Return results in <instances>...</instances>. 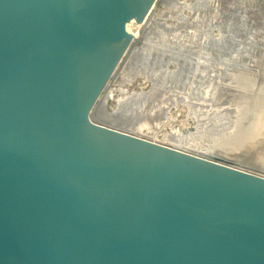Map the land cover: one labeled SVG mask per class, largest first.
Wrapping results in <instances>:
<instances>
[{"label": "water", "instance_id": "95a60500", "mask_svg": "<svg viewBox=\"0 0 264 264\" xmlns=\"http://www.w3.org/2000/svg\"><path fill=\"white\" fill-rule=\"evenodd\" d=\"M161 1L0 0V264H264V175L101 119Z\"/></svg>", "mask_w": 264, "mask_h": 264}, {"label": "rangeland", "instance_id": "374dc122", "mask_svg": "<svg viewBox=\"0 0 264 264\" xmlns=\"http://www.w3.org/2000/svg\"><path fill=\"white\" fill-rule=\"evenodd\" d=\"M153 13L156 18L163 17L169 28L166 39L153 33V41L176 46L167 57L159 48L153 49L160 52L157 54L153 50L152 55L146 52L160 61L149 63V70L143 71L145 76L140 73L139 53L136 70L132 60L130 69L124 67L115 79L108 81L112 97L106 111L116 109L117 100L148 92L154 86L155 95L142 98L145 102L137 101L140 104L135 108L122 103L125 110L119 114L125 123L116 125L125 126L143 139L177 146L199 156H220L245 166L249 172L264 175V0H164ZM182 20L186 22L181 23ZM131 68L137 76L126 71ZM147 71L150 75L155 72L150 80ZM163 81L166 85L160 89L158 85ZM127 118L131 123L129 119L126 122ZM129 123L142 127L133 129ZM168 135L179 140L173 143L175 140L167 139Z\"/></svg>", "mask_w": 264, "mask_h": 264}, {"label": "bare ground", "instance_id": "6f19581e", "mask_svg": "<svg viewBox=\"0 0 264 264\" xmlns=\"http://www.w3.org/2000/svg\"><path fill=\"white\" fill-rule=\"evenodd\" d=\"M176 1V0H175ZM163 2H164V0L163 1H161V3L160 4H163ZM174 2V1H173ZM173 2L171 1V3L173 4ZM170 3V4H171ZM181 3V2H180ZM176 4V3H175ZM179 4V3H178ZM197 4V3H196ZM183 5V4H182ZM199 6H200V4H198ZM176 7V6H175ZM154 11L152 10V11H150V13H149V15H146V18L147 19H145L144 21H143V23H137V22H135V20L133 19V20H131L129 23H126V25H125V30L127 31V32H129V33H131L134 37H139L140 39H141V41H140V43H139V45H136L132 50H131V53L130 54H128L127 55V58H126V60H125V62H124V65L122 66V68H121V71H122V69L124 68V67H129L130 65H131V61L133 60V62H134V65H133V68L136 70L137 68V66L139 65V67H141L140 69H141V75L143 76H145V72H143V71H146L148 68L146 67L147 65H150L149 63H155L156 64V62H157V64H159L158 62L160 61L159 60V58H153L152 56H150L149 54H151L152 55V53H151V51L153 50V49H157V48H159V49H162V51H160L161 53H162V55L163 54H166V57H167V55H168V53L169 52H171L172 50V48L174 49L175 48V46H176V44H169V42H166V43H168V44H166V45H164V46H162L161 44L163 43V41H161L160 40V42L161 43H158V44H156V42L155 41H153L154 39L152 38V36L151 35H153V33H157V35L158 36H164L163 37V39H166L165 37H166V34L165 33H167V29H169L168 27H166V25H165V23H164V18L163 17H161V18H156L155 16H154V13H153ZM148 16V17H147ZM186 19V18H185ZM183 22H186L185 20H182V22L181 23H183ZM247 22V21H246ZM180 25V24H179ZM230 26V25H229ZM175 29V28H174ZM155 31H158V32H155ZM195 32V31H194ZM184 34V33H183ZM175 35V34H174ZM161 37V38H162ZM155 38V37H154ZM249 38V37H248ZM157 39V38H156ZM158 39H160V38H158ZM190 39V38H189ZM233 40V39H232ZM260 40V39H259ZM183 41V40H182ZM175 43V42H174ZM183 44V43H182ZM182 44H180V49H181V46H183ZM170 45V46H169ZM184 45L186 46V47H188L187 45V43H184ZM193 45V44H192ZM179 46V45H178ZM183 49V48H182ZM156 51V50H155ZM154 50H153V52H155ZM232 51V50H231ZM251 51V50H250ZM146 52H150L148 55L150 56V57H148V55L146 54ZM160 52H157L156 51V54L157 53H160ZM180 52V51H179ZM183 52H185V51H183ZM217 52V51H216ZM245 52V51H244ZM141 54L142 55V59L141 60H138V61H141V63L139 62V64L137 65L136 64V58L138 57L137 55L138 54ZM228 53V52H227ZM224 54V53H223ZM244 54V53H243ZM159 55V54H158ZM171 55V54H170ZM255 55V54H254ZM140 56V55H139ZM161 56V55H160ZM159 57V56H158ZM162 57V56H161ZM174 57V56H173ZM176 57V56H175ZM221 57V56H220ZM224 57V56H223ZM188 58V57H187ZM138 59V58H137ZM228 59V58H227ZM166 60V59H165ZM239 60V59H238ZM173 61V60H172ZM193 61V60H192ZM211 61V60H210ZM227 61V60H226ZM216 62V61H215ZM238 63V62H237ZM130 64V65H129ZM205 64V63H204ZM153 65V64H152ZM161 65V64H160ZM199 65V64H198ZM218 65V64H217ZM237 65V64H236ZM151 66V65H150ZM158 66V65H157ZM207 66V65H206ZM210 66V65H209ZM153 67V66H152ZM151 68V67H150ZM128 69H130V67L128 68ZM140 69H138V70H140ZM159 69H160V67H159ZM166 69V68H165ZM203 69V68H202ZM125 70V69H124ZM149 70V69H148ZM151 70L153 71L154 70V68H151ZM126 71H131L132 73V75L134 74V76H137V75H135V72H133V70H132V68H131V70H126ZM161 71V70H160ZM167 71V70H166ZM196 71V70H195ZM208 71H211V70H208ZM216 71V70H215ZM148 73V75H146L147 76V79L148 80H150L149 79V76H152V75H155L154 73H151L152 75H150V72L149 71H147ZM128 73V72H127ZM126 73V74H127ZM157 73V72H156ZM118 74H119V72H118ZM139 74V73H138ZM226 74V73H225ZM125 75V74H124ZM197 75V74H196ZM182 76V75H181ZM172 77V76H171ZM210 77V76H209ZM215 77V76H214ZM251 77V76H250ZM207 78V77H206ZM223 78V77H222ZM165 82L166 83H168L167 82V79L165 78ZM195 80V79H194ZM207 82H208V80H207ZM166 83L164 84V81H163V83H160L158 86L160 87V89H161V87H163L164 85H166ZM213 84H214V82H213ZM157 86V87H158ZM171 87V86H170ZM169 87V88H170ZM179 87V86H178ZM153 88H154V86L152 87V89L150 90V91H148V92H141V93H139V94H136V93H134V94H131L130 96H125V98H121V99H119V100H117V108L116 109H114L113 111H111V112H108V111H106L105 110V108L104 107H106V104H107V102H108V100L112 97V92L111 91H108V89L104 92V94H103V97L100 99V107H101V109H100V107L98 108L99 110H101V114L103 115H101L100 114V116H101V119H103V120H105V121H107L108 123H111V124H113V125H115V126H118V125H116V124H118L119 122H123V123H125V119H123V118H121V115L119 114V113H121V111H122V113L124 112V108H123V105H122V103L123 102H126L127 104H129L130 106H132V109L133 108H135V105H138V104H140V103H138L137 101H141L142 100V98H144V100H145V98H147V95H148V97H150L151 95H152V93L153 92H155V89H157V88H154V90H153ZM166 88V87H165ZM192 88V87H191ZM113 89V88H112ZM159 90V89H158ZM192 90V89H191ZM157 91V90H156ZM172 91H174V90H172ZM174 93H175V91H174ZM195 93V92H194ZM154 94V93H153ZM176 94V93H175ZM193 94V93H192ZM202 94V93H201ZM155 95V94H154ZM182 95V94H181ZM158 96V95H157ZM190 96V95H189ZM152 97V96H151ZM155 97V96H154ZM161 97V96H160ZM171 97H172V95H171ZM182 97V96H181ZM208 97H209V95H208ZM156 98V97H155ZM172 99V98H171ZM178 99V98H177ZM193 99V98H192ZM197 99V98H196ZM151 100H152V98H151ZM190 100V99H189ZM203 100V99H202ZM181 101V100H180ZM142 102H145V101H141V103ZM172 102V101H171ZM159 103V102H158ZM193 104V103H192ZM126 105V104H125ZM161 105V104H160ZM139 107V106H138ZM156 107V106H155ZM158 107V106H157ZM128 108H129V106H128ZM131 109V110H132ZM141 110V109H140ZM150 110V109H149ZM135 110H133V112H134ZM130 112V111H129ZM149 112V111H148ZM129 114V113H128ZM133 114H135V112L133 113ZM159 114V113H158ZM221 114V113H220ZM118 115V116H117ZM140 115V114H139ZM123 116V115H122ZM130 116V115H129ZM132 117V116H131ZM130 117V118H131ZM134 118H135V115L133 116ZM147 117V116H146ZM223 117V116H222ZM125 118V117H124ZM130 118H127V120H126V122L128 121V119H129V121H130ZM137 118V117H136ZM156 118V117H155ZM133 119V118H132ZM158 119V118H157ZM156 120V119H155ZM150 121H151V119H150ZM230 121V120H229ZM133 122V121H132ZM136 122V121H135ZM213 122V121H212ZM220 122H222V121H220ZM122 123V124H123ZM130 123H131V121H130ZM129 123V124H130ZM136 123H138V122H136ZM127 124V123H126ZM125 124V125H126ZM199 124V123H198ZM212 124V123H211ZM219 124H221V123H219ZM226 124H227V122H226ZM119 125H120V123H119ZM146 125V124H145ZM228 125V124H227ZM126 126H129V125H126ZM118 127H121V128H123V129H125L126 131H129V129H126V128H124L123 126H118ZM129 127H132V125L130 124V126ZM140 127H142V125H138V126H134V127H132L133 129H137V130H140ZM209 128V127H208ZM129 132H131V131H129ZM193 133L195 132V131H192ZM200 132V131H199ZM206 132V131H205ZM178 133V132H177ZM189 133H191V132H189ZM179 134V133H178ZM202 134V133H201ZM187 136V135H186ZM188 137H190V136H188ZM188 137H187V139H188ZM193 137V136H192ZM191 137V138H192ZM167 139H169V140H175V142H173V143H176V141H178L179 139L178 138H176V137H173L172 135L171 136H167L166 137ZM174 138H176V139H174ZM179 138H180V136H179ZM183 138V137H182ZM182 138H180V139H182ZM186 139V140H187ZM184 142H185V140H184ZM172 143V144H173ZM180 143V142H179ZM183 143V142H182ZM181 143V144H182ZM189 143V142H188ZM185 144H187V143H185ZM173 146H175V145H173ZM179 146V145H178ZM182 146H183V144H182ZM175 147H177V146H175ZM174 147V148H175ZM181 147V146H180ZM183 148H185V147H183ZM205 157H209V156H205ZM212 157H214V156H212ZM243 167H245V166H243ZM256 172V171H255Z\"/></svg>", "mask_w": 264, "mask_h": 264}]
</instances>
